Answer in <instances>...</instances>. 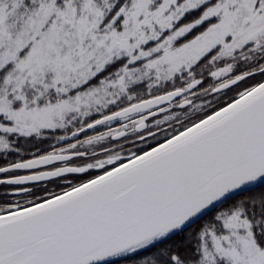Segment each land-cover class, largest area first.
Returning a JSON list of instances; mask_svg holds the SVG:
<instances>
[{
  "label": "snow or ice",
  "instance_id": "6c2138e0",
  "mask_svg": "<svg viewBox=\"0 0 264 264\" xmlns=\"http://www.w3.org/2000/svg\"><path fill=\"white\" fill-rule=\"evenodd\" d=\"M0 264H264V0H0Z\"/></svg>",
  "mask_w": 264,
  "mask_h": 264
}]
</instances>
